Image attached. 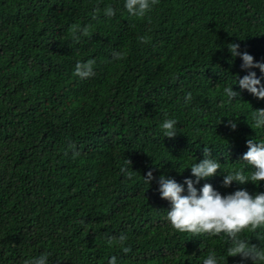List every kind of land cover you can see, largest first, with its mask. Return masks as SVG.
Wrapping results in <instances>:
<instances>
[{"label":"trees","instance_id":"trees-1","mask_svg":"<svg viewBox=\"0 0 264 264\" xmlns=\"http://www.w3.org/2000/svg\"><path fill=\"white\" fill-rule=\"evenodd\" d=\"M122 5L0 0V264L42 254L49 264H106L113 255L117 264H201L210 252L220 264H252L230 255L223 236L172 229L157 178L182 184L207 148L220 169L194 187L264 192V181L221 184L242 166L245 141L262 135L250 117L264 98L238 88L246 71L227 46L264 62V0H158L140 18ZM85 25L88 35L74 42L72 30ZM89 58L94 74L76 77L75 62ZM228 84L238 92L231 102ZM165 117L177 121L172 137L158 130ZM252 170L245 164L244 175ZM121 233L127 254L106 243ZM238 236L264 255V226Z\"/></svg>","mask_w":264,"mask_h":264},{"label":"clouds","instance_id":"clouds-1","mask_svg":"<svg viewBox=\"0 0 264 264\" xmlns=\"http://www.w3.org/2000/svg\"><path fill=\"white\" fill-rule=\"evenodd\" d=\"M158 3V0H123V9L130 17H145L146 13ZM115 14L111 5L105 6L103 15L111 18ZM92 18L95 19V11ZM88 35V26L85 25L79 29H73L71 36L74 42H78L80 36ZM145 38L139 37L143 43ZM227 46V50L232 57H239L240 68L246 71V74L240 76L237 81L238 88L247 91L256 99L264 98V85L261 84V78L264 77V62L253 61V57L247 52L238 51L239 45L232 43ZM112 60L122 58V53L114 50L110 53ZM94 60L89 58L84 61H76L73 67V74L80 79L90 78L93 73ZM258 69L260 77L249 69ZM231 84V83H230ZM230 84L223 87V95L228 102L233 97L238 96ZM192 100L190 92H184L182 101L188 105ZM252 127L259 130L262 135L260 138L251 137L245 141L246 151H244L240 160L243 162L241 167H237L232 172L224 173L221 184L227 187L230 182L244 184L246 181L253 183L264 181V108L253 110L250 117ZM177 121L175 118L165 117L159 123V132L161 136L172 137L177 132ZM235 128V124L229 125ZM128 163V161H127ZM250 165L254 170L249 171L245 176L244 166ZM189 169L190 177H185L182 184L172 178H166L160 175L157 178V191L159 197L165 199L169 207L165 211V219L169 226L176 231L189 233L192 236L206 234L208 236H223L228 242L227 252L230 255L239 254L242 258H248L252 264H259L264 261V255L258 250L249 246L246 240L239 238L238 234L244 230L256 229L258 226H264V192H257L250 195L244 189H238L231 193L221 195L210 184L203 183L199 189L194 185L203 178L210 177L220 169V164L216 159L210 158L207 148L203 149V158L198 162H192ZM123 173L125 169L122 167ZM143 180L148 183L152 180L151 171L144 174ZM183 193V194H182ZM127 236L121 233L117 237L108 235L106 243L112 246L114 243L119 246L121 253L127 254L130 247L126 244ZM25 264H49L47 254L30 258ZM106 264H117L116 256H109ZM201 264H220L217 255L209 253Z\"/></svg>","mask_w":264,"mask_h":264}]
</instances>
